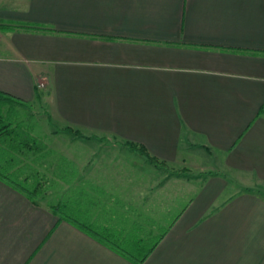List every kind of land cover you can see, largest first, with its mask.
Segmentation results:
<instances>
[{"label": "crops", "instance_id": "obj_1", "mask_svg": "<svg viewBox=\"0 0 264 264\" xmlns=\"http://www.w3.org/2000/svg\"><path fill=\"white\" fill-rule=\"evenodd\" d=\"M3 1L0 92L162 164L83 160L65 184L74 223L0 180V264H136L128 251L264 264V0H31L27 13ZM185 138L241 189L220 204L214 178L185 200L184 174L168 170H184Z\"/></svg>", "mask_w": 264, "mask_h": 264}, {"label": "rangeland", "instance_id": "obj_2", "mask_svg": "<svg viewBox=\"0 0 264 264\" xmlns=\"http://www.w3.org/2000/svg\"><path fill=\"white\" fill-rule=\"evenodd\" d=\"M30 2L31 0H4L3 4L8 9L27 13ZM8 22L5 21L4 24ZM47 108L48 106L42 100L26 103L23 106L0 104V119H3L6 123L10 122L15 126L17 125L22 128L23 132H29L36 137L40 142L39 144L43 145L42 148H44L41 151V153L45 154V156H42V159H47L50 165H52L50 167L51 172L47 174V177L50 179V190L48 189L45 193L43 191L42 194L40 193L41 195L38 194L40 201H44L45 204H58L59 202L65 203L67 200H71L72 189L68 191L65 187L70 173L68 171H71V179L69 180L73 184L74 176L80 171L79 168L83 164V160L92 158L91 165L89 166V169L92 170L99 164L100 158L108 160L117 154L123 153L127 157L130 155L132 158L123 159L118 156L116 157L117 163L136 164L134 162L135 157L131 155L129 148H121L123 146L120 143L110 141L105 136L98 138L91 135V137L86 138L85 136L81 137L63 132L66 126L58 124L54 119L49 118L47 116ZM197 141L195 138L184 139L181 144L180 155H183V159H185L184 162L182 160L185 168L182 171L181 169L169 166V175L181 172L186 175H184V178L190 179H185V200L195 196L201 189L205 190L204 186L205 184L207 185V181L214 178L221 179L226 185L218 199L220 203L230 194H234L241 188L234 181L233 174L223 169V160L218 158L220 155L217 153L213 155L205 153L196 144ZM103 153L105 156L101 157ZM137 158L138 161L142 162L143 158L141 156L138 155ZM100 173L102 172L98 171L97 166V175L101 176ZM68 183L70 184L71 182ZM75 189L74 187L73 190ZM258 192L264 197V190ZM42 197H44L43 200H41ZM220 204L217 203L215 206ZM64 213L80 222L78 217L71 211L65 210Z\"/></svg>", "mask_w": 264, "mask_h": 264}, {"label": "trees", "instance_id": "obj_3", "mask_svg": "<svg viewBox=\"0 0 264 264\" xmlns=\"http://www.w3.org/2000/svg\"><path fill=\"white\" fill-rule=\"evenodd\" d=\"M25 28L27 29V27ZM0 104L23 106L25 103L0 92ZM63 132L83 137L78 130L72 127H65ZM39 143V140L31 133L23 132L21 127L15 126L10 122L6 123L3 119H0V180L18 190L20 193H23L36 205L45 204L44 201H40L38 194H42L43 191L45 193L49 189L50 179L47 177V174L51 172L50 167L52 166L47 159H42V156H45L44 153H41L44 148ZM123 144L131 152L141 156L146 162L155 166L162 164V162H158L154 157L150 156L144 148L131 143ZM43 199L44 197L41 198V200ZM45 205L52 212H56L62 220L70 223L78 221L64 213L65 210L73 211V208L67 202ZM149 253L122 252V254L136 259V264H141Z\"/></svg>", "mask_w": 264, "mask_h": 264}, {"label": "built area", "instance_id": "obj_4", "mask_svg": "<svg viewBox=\"0 0 264 264\" xmlns=\"http://www.w3.org/2000/svg\"><path fill=\"white\" fill-rule=\"evenodd\" d=\"M40 86L42 87V86H43V84H40Z\"/></svg>", "mask_w": 264, "mask_h": 264}]
</instances>
